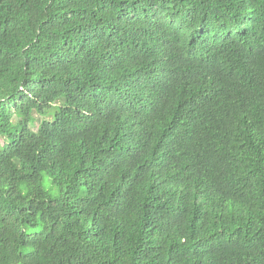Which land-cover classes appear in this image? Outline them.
Masks as SVG:
<instances>
[{
	"label": "trees",
	"instance_id": "obj_1",
	"mask_svg": "<svg viewBox=\"0 0 264 264\" xmlns=\"http://www.w3.org/2000/svg\"><path fill=\"white\" fill-rule=\"evenodd\" d=\"M0 264H264V0H0Z\"/></svg>",
	"mask_w": 264,
	"mask_h": 264
},
{
	"label": "rangeland",
	"instance_id": "obj_2",
	"mask_svg": "<svg viewBox=\"0 0 264 264\" xmlns=\"http://www.w3.org/2000/svg\"><path fill=\"white\" fill-rule=\"evenodd\" d=\"M39 121L36 123V124H34V125H32V127H31V129L34 131V132H37L38 131V128H39V125H40V117H36ZM43 189L45 190V191H47L50 195H52V196H55L57 193H56V191H54L53 189H52V187H51V183H50V181L49 180H45V182H44V184H43Z\"/></svg>",
	"mask_w": 264,
	"mask_h": 264
}]
</instances>
